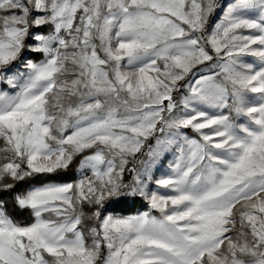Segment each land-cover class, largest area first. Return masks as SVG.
<instances>
[{"label":"snow or ice","instance_id":"6c2138e0","mask_svg":"<svg viewBox=\"0 0 264 264\" xmlns=\"http://www.w3.org/2000/svg\"><path fill=\"white\" fill-rule=\"evenodd\" d=\"M0 264H264V0H0Z\"/></svg>","mask_w":264,"mask_h":264},{"label":"rangeland","instance_id":"374dc122","mask_svg":"<svg viewBox=\"0 0 264 264\" xmlns=\"http://www.w3.org/2000/svg\"><path fill=\"white\" fill-rule=\"evenodd\" d=\"M248 60H252L253 58L251 57H248L247 58ZM163 170H168V165L167 163L165 164V169H162ZM159 175V173L157 174ZM75 178V177H74ZM161 191H164V190H161ZM147 206L146 204L141 201V200H138L136 203L132 204V203H126V204H121L118 206V211L115 212L114 214L115 215H129V214H137L139 212H143V211H147Z\"/></svg>","mask_w":264,"mask_h":264},{"label":"trees","instance_id":"16d2710c","mask_svg":"<svg viewBox=\"0 0 264 264\" xmlns=\"http://www.w3.org/2000/svg\"><path fill=\"white\" fill-rule=\"evenodd\" d=\"M65 175H70V176H72V178H74L75 177V168L73 169V171L71 173H68ZM16 216L21 222L28 220L27 213H23V214L16 213Z\"/></svg>","mask_w":264,"mask_h":264}]
</instances>
